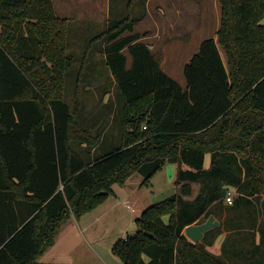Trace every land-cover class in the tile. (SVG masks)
Listing matches in <instances>:
<instances>
[{
    "label": "trees",
    "instance_id": "obj_1",
    "mask_svg": "<svg viewBox=\"0 0 264 264\" xmlns=\"http://www.w3.org/2000/svg\"><path fill=\"white\" fill-rule=\"evenodd\" d=\"M138 1L91 38L118 99L120 141L107 148L104 126L93 133L66 98L71 18L53 0H0V264H71L39 261L61 223L169 162L179 190L148 206L113 254L124 264H264V0H219L216 37L184 64L185 86L135 31ZM210 215L218 226L200 241L186 235Z\"/></svg>",
    "mask_w": 264,
    "mask_h": 264
},
{
    "label": "rangeland",
    "instance_id": "obj_2",
    "mask_svg": "<svg viewBox=\"0 0 264 264\" xmlns=\"http://www.w3.org/2000/svg\"><path fill=\"white\" fill-rule=\"evenodd\" d=\"M128 0H54L57 13L71 18L69 23V49L73 52L74 64L70 70L66 85V98L72 107L76 99L80 102L78 119L87 122L93 133L104 126L107 133L105 142L109 146L118 144V121L114 116L119 112L118 99L110 71L103 61L104 54L101 44L91 41V38L105 29V19L111 6V16L120 17L126 13ZM142 1V0H140ZM174 1V4H172ZM139 2V1H138ZM137 2V3H138ZM136 3V4H137ZM122 4L123 12L115 16V11ZM152 12L151 19H144L135 26V31L141 33L149 30L153 38L150 44L162 57L164 68L169 70L182 84L186 85L183 74L184 62L198 49L202 39L215 36L220 25L221 6L219 0H151L149 4ZM137 7H141L138 4ZM138 10L141 11V8ZM123 15V16H124ZM222 55L226 61L224 50ZM108 91H105V90ZM108 98L109 101H103ZM111 110L109 111V109ZM210 155H207V162ZM176 163H167L162 172H158L148 183L145 176L137 172L124 185L113 186L116 195L95 209L83 214L79 226V235L72 230V224L65 219L58 230L56 243L53 248L46 250L42 259L51 262L86 264L107 262L108 264H124L112 253L110 240L114 234L117 238L132 234L136 230L135 219L151 204L162 201L174 191L172 181L176 171ZM233 194V192H232ZM115 203L119 213V225L112 226L101 242H94L91 238L92 230L86 228L87 222L93 223L96 212ZM130 203L132 208L127 206ZM134 209V210H133ZM113 216L94 222L93 229L97 234L106 231V223ZM106 227V228H105ZM60 231V234H59ZM88 237L93 246L103 258L90 247H85L84 241ZM56 238V239H57ZM53 242V243H54ZM90 245V244H89ZM212 250L219 252V249Z\"/></svg>",
    "mask_w": 264,
    "mask_h": 264
},
{
    "label": "crops",
    "instance_id": "obj_3",
    "mask_svg": "<svg viewBox=\"0 0 264 264\" xmlns=\"http://www.w3.org/2000/svg\"><path fill=\"white\" fill-rule=\"evenodd\" d=\"M123 1V0H122ZM150 1L151 0H142V1H139L137 4L135 3L134 5H133V9H134V14H135V16H137V17H140L141 18V20H140V22L141 21H143L144 19H151L152 18V12H151V8H150V6H149V4H150ZM53 3H54V7H55V10H56V12H57V8H56V4H55V2H54V0H53ZM127 3H128V1H127ZM138 4H140L141 5V7H137L138 6ZM172 4H174V1H172ZM139 8H141V11L140 10H138ZM122 12H123V6H122V4L120 5V6H118L117 8H116V11H115V16H117V15H121L122 14ZM126 13H127V4H126ZM126 13H125V15H126ZM107 16H106V19H105V24H106V26H107V23H108V21L111 19V18H121V17H123V15L122 16H120V17H112L111 16V6L109 7V9H108V12H107ZM220 18H221V16H220ZM139 22V23H140ZM138 23V24H139ZM106 28V27H105ZM104 30V29H103ZM152 34L149 32V30H147V31H145V32H143L142 33V40L143 41H145L146 43H148L149 45H150V47L152 48V49H154L153 48V46L149 43L150 42V40L153 38V36H151ZM203 40V39H202ZM202 40H201V42H202ZM201 42H200V44H201ZM200 44H199V46H200ZM199 46H198V48H199ZM189 59H187L185 62H184V64L188 61ZM162 65H163V62H162ZM183 67H184V65H183ZM182 67V68H183ZM163 68H164V66H163ZM165 69V71L166 72H168L169 73V70H167L166 68H164ZM170 74V73H169ZM172 76H174V75H172ZM181 83V82H180ZM182 84V83H181ZM183 86H185V84H182ZM110 100V99H109ZM108 100V98H104L103 99V101H105V102H107V101H109ZM111 110V108L109 109V111ZM109 145V143H105V147H107ZM83 147V146H82ZM110 147V146H109ZM108 148V147H107ZM209 163H210V160L207 162V159H206V166H208L209 165ZM167 164V163H166ZM166 164L164 165V167L160 170V171H158V172H162L164 169H165V167H166ZM177 166V168H176V171H175V175L173 176V178H172V181L174 182V191H173V193L172 194H174L175 192H177L178 190H179V183H178V181H177V172H178V164H176ZM185 167H187L186 165H184ZM157 172V173H158ZM157 173H155L154 175H153V177L157 174ZM152 177V178H153ZM231 192H233V194H235V190L234 189H232L231 190ZM114 194L116 195V192H115V190H114ZM113 194V195H114ZM171 194V195H172ZM110 197V196H109ZM110 198H108L104 203H106L108 200H109ZM104 203H102L101 205H103ZM127 204H130V203H127ZM101 205H99L98 207H96L95 209H97V208H99V207H101ZM115 203H110V206L109 207H105V208H102V209H100V211L99 212H96L97 214L95 215V218H94V221H93V223H91L92 221H89V222H87V224H88V226L86 227V228H88V230L90 229V230H92V233H91V238H92V240L94 241V242H96V241H98V242H101L102 241V237L108 232H111V231H109V229H111L112 228V226H114V227H116L117 225H119L118 223H119V220H121V218H118L120 215H119V213H118V211H116V208H115ZM130 208H132V207H130ZM95 209H93L94 211H95ZM93 210H91V211H93ZM134 210V209H133ZM107 215H109V216H113L112 217V219L110 220V221H108L107 223H106V227L108 226V228L106 229V231L105 232H103V233H101V234H97V233H95V232H97V230L96 229H93V225H95L96 223H94V222H97V221H100V220H102V219H104L105 217H107ZM81 218V217H80ZM80 218H77V217H75L74 215H72V216H70L66 221H68V223L69 224H72V230L74 231V233L76 234L77 232V234L79 235V232L80 231H82L83 229H82V227H80L79 226V223H80ZM105 227V228H106ZM81 233V232H80ZM59 234H60V231H59ZM125 235H123L122 237H124ZM58 237V236H57ZM56 237V238H57ZM100 238H101V241H100ZM117 238V234H114V236H113V238L110 240V243L109 244H111V251H112V245L114 244V242L117 240L116 239ZM119 238H121V237H119ZM118 238V239H119ZM56 241H59V239L57 238V239H55ZM56 243H58V242H54L48 249H47V251L52 247L53 248V246H55L56 245ZM55 244V245H54ZM90 244V245H89ZM84 245H85V247H90V249L92 250H94L98 255H99V257H101V258H103L102 257V255H100V252L93 246V244H92V241H90V239L88 238V237H86L85 238V241H84ZM212 247H214V249H219L220 250V240L219 241H217L214 245H212V246H208V248L210 249V250H212ZM213 251V250H212ZM213 252H215V251H213ZM220 252V251H219ZM218 252V253H219ZM113 253V252H112ZM215 253H217V252H215ZM42 257H43V255H41V257L39 258V261L40 262H44V263H60V262H51V261H45L44 259H42ZM85 264V263H84ZM86 264H108L106 261L105 262H103V261H101V262H98V263H86Z\"/></svg>",
    "mask_w": 264,
    "mask_h": 264
},
{
    "label": "water",
    "instance_id": "obj_4",
    "mask_svg": "<svg viewBox=\"0 0 264 264\" xmlns=\"http://www.w3.org/2000/svg\"><path fill=\"white\" fill-rule=\"evenodd\" d=\"M220 224L219 220L214 215L202 223L190 224L185 228L186 235L194 241H200L203 238L204 233Z\"/></svg>",
    "mask_w": 264,
    "mask_h": 264
},
{
    "label": "built area",
    "instance_id": "obj_5",
    "mask_svg": "<svg viewBox=\"0 0 264 264\" xmlns=\"http://www.w3.org/2000/svg\"><path fill=\"white\" fill-rule=\"evenodd\" d=\"M226 202L229 204L233 203V194L232 192H229L228 195L226 196ZM128 207H132L130 204H127Z\"/></svg>",
    "mask_w": 264,
    "mask_h": 264
}]
</instances>
